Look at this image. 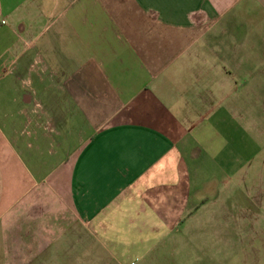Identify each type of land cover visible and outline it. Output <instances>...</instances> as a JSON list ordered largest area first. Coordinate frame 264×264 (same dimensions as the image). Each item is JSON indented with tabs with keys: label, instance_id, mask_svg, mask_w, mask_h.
Segmentation results:
<instances>
[{
	"label": "crops",
	"instance_id": "1",
	"mask_svg": "<svg viewBox=\"0 0 264 264\" xmlns=\"http://www.w3.org/2000/svg\"><path fill=\"white\" fill-rule=\"evenodd\" d=\"M178 231L264 264V0H0V264Z\"/></svg>",
	"mask_w": 264,
	"mask_h": 264
},
{
	"label": "rangeland",
	"instance_id": "2",
	"mask_svg": "<svg viewBox=\"0 0 264 264\" xmlns=\"http://www.w3.org/2000/svg\"><path fill=\"white\" fill-rule=\"evenodd\" d=\"M212 236L210 238H214ZM204 238L206 239L204 233L178 231L171 237V233L168 232L161 241L151 247L135 249L136 264H190L198 255L192 246ZM194 254L196 255L193 256Z\"/></svg>",
	"mask_w": 264,
	"mask_h": 264
}]
</instances>
